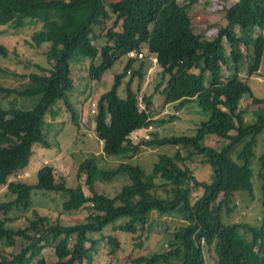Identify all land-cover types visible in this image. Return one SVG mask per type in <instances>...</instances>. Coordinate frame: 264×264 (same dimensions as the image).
Listing matches in <instances>:
<instances>
[{"label":"trees","instance_id":"trees-1","mask_svg":"<svg viewBox=\"0 0 264 264\" xmlns=\"http://www.w3.org/2000/svg\"><path fill=\"white\" fill-rule=\"evenodd\" d=\"M105 1L0 0V25L20 28L28 20L42 22V28L32 35L29 44L37 48L49 44L46 56L51 65L31 73L21 89L0 86L2 99L10 95L38 99L32 109L17 108L14 102L8 107L0 106V187L6 185L9 194L14 196L12 200L0 202V245L14 250L20 247L15 254L0 249V264H32L48 248L56 261L43 259L38 264L91 263L98 243L95 234L118 220H124L119 230L135 234L147 225L154 211L177 215L185 224L173 234L169 250L139 256L133 260L135 264H207L205 249H213L217 264H264V153L259 157L258 173L262 181V225L257 228L249 224H224L221 217L222 209L227 213L234 211L235 193L254 195L251 162L257 138L264 130V112L254 124H245L239 105L252 93L250 86L238 77L243 58L238 46L244 45L247 50L249 75L257 74L264 56V0H236L226 5L227 25L218 28L212 39L195 31L188 5H181L179 0H114L110 10ZM109 20L113 21V27L106 32V45L99 49L94 42L102 38ZM233 28L245 33L259 29L261 33L253 43L238 37ZM225 40L231 46L234 65L230 76L223 73V68L232 70L225 56ZM143 45L157 59L162 80L155 92L164 95L166 101L182 98L178 86L186 79L192 81L189 96L202 89L205 74L210 75L212 89L224 85L222 94H212L201 103L205 110L211 111V116L200 123L194 135L160 138L154 134L151 140L137 144L132 141L135 131L149 128L154 122L153 94L144 95L143 109L138 97L145 62L137 66L140 59L129 56L131 52L143 51ZM10 55L9 48L0 44V57L8 59ZM87 59L91 80H100L106 71L122 65V70L114 74L110 90L98 102L95 131L104 143L103 152L131 160L146 148L173 146L175 154H160L150 172L130 162L100 171L94 159L85 160L78 165L77 174L79 178L85 177L91 196L79 194L65 181L57 182L55 171L49 165L38 170L35 184L23 180L10 182L15 174L28 169L35 145L49 147L44 133L45 117L53 114L56 103L67 107L74 125L80 128L69 96L75 87L71 62ZM5 73L7 70L0 67V75ZM166 79V86L162 88ZM186 102L183 99L177 108ZM176 119L178 116H173L171 121ZM212 135L228 144L220 149L204 145L206 137ZM240 144L242 148L235 161L231 152ZM195 157L210 166L207 180L198 179L189 167L188 162ZM97 174L107 182L124 177L129 183L115 197H109L95 190ZM158 179L162 184L156 182ZM163 186L167 197L152 194V190ZM38 191L67 196L63 209L68 212L86 209L85 205L90 203L89 213L84 222L66 226L36 210L31 212ZM214 206L218 207L217 211ZM28 211L32 216H26ZM17 213L26 214V227L10 225L11 216ZM109 242L119 246L116 239L110 237Z\"/></svg>","mask_w":264,"mask_h":264},{"label":"rangeland","instance_id":"rangeland-1","mask_svg":"<svg viewBox=\"0 0 264 264\" xmlns=\"http://www.w3.org/2000/svg\"><path fill=\"white\" fill-rule=\"evenodd\" d=\"M235 1L197 0L195 3H192L190 0H179V3L181 5H188L187 11L191 16L192 26L195 31L203 34L206 39H212L215 37L217 29L225 27L227 24L224 7L233 4ZM113 2L114 0L105 1L108 10H110L109 5ZM104 27L105 29L101 33L102 38L94 42L95 46L99 49L106 45V32L113 27V21H106ZM41 28L42 22L40 20H28L27 24L20 28L11 25H0V44L8 47L11 52L8 59L0 57V67L7 70V73L0 75V86L21 89L28 83V76L31 73L40 72V67L50 68L51 65L46 56L49 44H44L41 48L33 47L29 44V42H32V35ZM233 31L238 37H244L247 41L253 43L261 33L259 29H254L251 33H245L239 28H233ZM223 45L227 61L230 67H232V70L223 68V73L225 76H230L233 73L234 67L230 55L231 46L226 40L223 42ZM142 50L144 58H139L137 66L141 62H145L143 71L144 81L138 97L141 101L140 107L143 109L144 104L142 99L144 95L153 94V106L151 110L154 122L149 128L135 131L131 135L132 141L137 144L143 140H151L154 134H157L160 138L194 135L200 123L207 121L211 116V111L205 110L201 106V103L209 99L212 94H222L224 92V85L218 89H212L210 85L211 78L207 74L206 78L204 77L203 79L202 89L197 94L189 96V86L192 85V81L188 82V79H186L183 82L181 81L178 86L182 98L175 101H166L164 95L155 92L157 85L162 80L160 75L161 69L157 61L155 62L156 57L149 54L147 45H143ZM238 51L243 57L238 77L250 86L252 93V95H247L242 99L239 108L243 113L245 124L251 125L264 112V56L258 73L250 76L248 72L249 59L247 57V50L244 45H239ZM95 62L98 64L100 58L98 57ZM71 64L75 87L69 93V96L77 112L80 128L78 129L74 125L72 114L67 107L61 103H56L52 107L53 114H47L45 117L44 133L49 147L44 148L41 145H35L34 155L28 169L23 173L15 174L13 178L9 179L10 182L13 180H23L28 184H35L38 181V170L43 166L49 165L55 171L57 182L65 181L67 186L76 189L79 194L91 196L85 177L79 178L77 174L78 165L81 162L87 159H94L100 171L115 169L122 162H130L131 164L141 166L146 172H150L158 161L160 154L170 156L175 154V147L162 146L146 148L131 160L121 155H106L103 152L104 143L99 140L95 131L98 102L100 97L110 90L113 85L114 74L122 70V65H116L106 71L100 80H91L89 78L90 60L87 59L83 62L73 60ZM166 82L167 79L162 84V88L166 86ZM183 99H186L187 102L180 108H177ZM37 102L38 99L22 98L16 95H10L5 99L0 98V106L8 107L13 103L15 107L21 109H32ZM173 116H178V119L171 121ZM228 130L231 134L234 133L230 129ZM203 144L220 149L228 144V141L212 135L207 136ZM241 148L242 144L236 146L231 152V157L235 161ZM263 153L264 130L257 138V145L254 149V157L251 162L254 195L252 197L247 192L235 193L233 199L234 211L231 213H227L225 209L221 211L224 224H249L257 228L262 225V181L258 173L259 157ZM184 154L187 155L185 151ZM188 164L198 179L207 180L209 178L211 174L210 166L204 164L200 157H195ZM156 182L162 184L161 182L163 181L158 179ZM127 183H129V180L124 177H116L110 182L103 180L101 174H97L94 178L95 190L109 197H115ZM164 187L166 186L152 190V194L157 197H167ZM196 196L198 195L196 194ZM13 198L14 196L9 194L6 185L0 187V202H6ZM66 199L68 197L62 193L38 191L33 198L32 207L29 211L36 210L41 215L48 216L53 221L59 220L66 226L84 222L91 204L87 203L85 205L86 209L68 212L63 209V202ZM215 210H218L217 206ZM29 211L26 213L27 215L25 214L27 217L31 215ZM22 214L17 213L12 215L13 222L10 225L21 228L26 227L28 224L27 219ZM0 219H2V216H0ZM123 221L118 220L116 223L109 224L101 233L94 235L98 239V243L92 254V262L88 263L85 261L84 264H135L133 260L139 256L148 257L154 253L169 250L173 242V234L185 224V221L177 215H161L154 211L150 214L147 225L139 227L138 232L132 234L118 229V226L124 223ZM243 233L241 230L240 234L243 235ZM110 237L118 241V247L109 242ZM57 242L59 240H55V243ZM87 246H90V244ZM0 249H5L7 254H15L19 252L20 247L14 250L1 244ZM205 255L207 264H217V258L213 249H205ZM43 259L51 263L56 261L54 253L48 248L32 264L43 262Z\"/></svg>","mask_w":264,"mask_h":264},{"label":"built area","instance_id":"built-area-1","mask_svg":"<svg viewBox=\"0 0 264 264\" xmlns=\"http://www.w3.org/2000/svg\"><path fill=\"white\" fill-rule=\"evenodd\" d=\"M129 56L130 57H133V58H136V57H138V58H144V52L143 51H141V52H131V53H129ZM153 59V58H152ZM157 61V59H155V62ZM14 177V176H13ZM12 177V178H13ZM14 181H16V180H14Z\"/></svg>","mask_w":264,"mask_h":264},{"label":"crops","instance_id":"crops-1","mask_svg":"<svg viewBox=\"0 0 264 264\" xmlns=\"http://www.w3.org/2000/svg\"><path fill=\"white\" fill-rule=\"evenodd\" d=\"M227 25V24H226ZM207 74H205V78H206Z\"/></svg>","mask_w":264,"mask_h":264}]
</instances>
